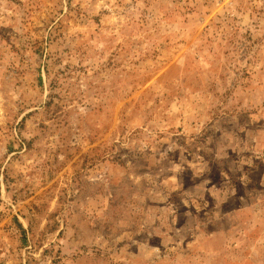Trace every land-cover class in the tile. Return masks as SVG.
<instances>
[{"label": "rangeland", "instance_id": "obj_1", "mask_svg": "<svg viewBox=\"0 0 264 264\" xmlns=\"http://www.w3.org/2000/svg\"><path fill=\"white\" fill-rule=\"evenodd\" d=\"M0 264H264V0H0Z\"/></svg>", "mask_w": 264, "mask_h": 264}]
</instances>
